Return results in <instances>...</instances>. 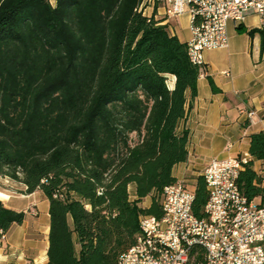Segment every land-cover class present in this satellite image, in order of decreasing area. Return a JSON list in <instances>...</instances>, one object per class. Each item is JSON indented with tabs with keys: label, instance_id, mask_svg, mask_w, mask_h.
<instances>
[{
	"label": "trees",
	"instance_id": "obj_1",
	"mask_svg": "<svg viewBox=\"0 0 264 264\" xmlns=\"http://www.w3.org/2000/svg\"><path fill=\"white\" fill-rule=\"evenodd\" d=\"M142 1L0 0V178L48 200L46 264H116L187 160L178 128L200 69ZM249 154L264 165V133ZM262 183L250 161L241 193L264 201ZM194 194L203 218L202 176ZM24 219L0 202L1 233Z\"/></svg>",
	"mask_w": 264,
	"mask_h": 264
},
{
	"label": "crops",
	"instance_id": "obj_2",
	"mask_svg": "<svg viewBox=\"0 0 264 264\" xmlns=\"http://www.w3.org/2000/svg\"><path fill=\"white\" fill-rule=\"evenodd\" d=\"M140 9L144 16L165 25L179 42H189L187 14L169 17L167 6L157 0H143ZM227 33V49L204 53L196 97L191 99L187 93V115L178 128L179 133L188 132L187 160L175 166L172 172L177 182L185 185L192 179L196 183L213 160L243 155L249 156L252 170L264 181V165L249 154L250 136L264 133V29L259 18L249 12L242 26L229 22ZM249 113H254L251 119ZM0 182L3 206L25 214L22 225L14 224L6 233L0 232V264H46L48 200L40 191L27 195L21 184L2 178ZM14 185L23 188L19 196L12 192ZM260 187H264V183ZM129 194L134 201V186L129 187ZM17 201L27 202L18 204ZM149 206L150 202L146 207L141 204L143 208ZM29 209L35 211V215L28 214ZM76 249L78 251V247Z\"/></svg>",
	"mask_w": 264,
	"mask_h": 264
},
{
	"label": "built area",
	"instance_id": "obj_3",
	"mask_svg": "<svg viewBox=\"0 0 264 264\" xmlns=\"http://www.w3.org/2000/svg\"><path fill=\"white\" fill-rule=\"evenodd\" d=\"M157 1L167 6L169 17L188 15L187 54L199 68L205 52L228 48L229 22L240 27L251 12L264 29V0ZM249 163L243 155L208 165L202 175L207 190L203 218L193 214V189L181 182L166 187L162 217H139L135 245L116 264H264V201L249 200L238 187Z\"/></svg>",
	"mask_w": 264,
	"mask_h": 264
},
{
	"label": "rangeland",
	"instance_id": "obj_4",
	"mask_svg": "<svg viewBox=\"0 0 264 264\" xmlns=\"http://www.w3.org/2000/svg\"><path fill=\"white\" fill-rule=\"evenodd\" d=\"M51 2L53 3V0H51ZM1 182H0V188H1ZM187 185H188V188L189 189H193L194 187H195V182H194V180L192 179L191 181H188L187 182ZM20 189H23L21 186H18V185H14V186H12V192L14 193V195H16V196H19L20 194H22V192L20 191ZM26 202L27 201H24V202H22V201H17V203L19 204H26ZM149 202H150V198L149 199H144L143 200V202H142V206L143 207H146V206H148V204H149ZM34 209V208H33ZM28 214H30V215H35V211H33V210H31V209H29L28 210ZM41 225L42 226H44V223L43 222H41ZM42 230V229H41Z\"/></svg>",
	"mask_w": 264,
	"mask_h": 264
}]
</instances>
